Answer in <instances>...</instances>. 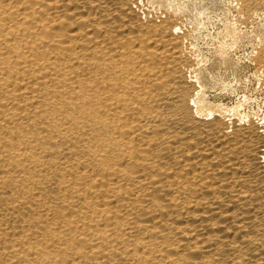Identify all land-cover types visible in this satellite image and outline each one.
<instances>
[{
	"label": "bare ground",
	"instance_id": "6f19581e",
	"mask_svg": "<svg viewBox=\"0 0 264 264\" xmlns=\"http://www.w3.org/2000/svg\"><path fill=\"white\" fill-rule=\"evenodd\" d=\"M203 7L0 0V264H264V116L204 98Z\"/></svg>",
	"mask_w": 264,
	"mask_h": 264
},
{
	"label": "rangeland",
	"instance_id": "374dc122",
	"mask_svg": "<svg viewBox=\"0 0 264 264\" xmlns=\"http://www.w3.org/2000/svg\"><path fill=\"white\" fill-rule=\"evenodd\" d=\"M182 1L188 2L190 5L196 4L201 7L202 5H206V7H203L205 13L203 21L205 25L201 29L202 35L199 40V44L204 53V66L210 72L209 80L204 87V98L206 101L210 103L211 106L216 107V109L234 108L236 110L240 107L238 108L239 111L237 109L240 115L246 113L248 115L249 112L250 114L248 116L251 118L254 116V118L257 119L263 117L264 80L260 79V77L253 72L255 71V67L251 58L255 51H257L258 45L264 42V20H262L264 17L259 19L260 22L256 20L251 24H238L235 29H233L234 21L237 18V10L235 9L234 11L236 5L233 0ZM230 1H233L234 4ZM232 16H234V18H232ZM232 39L235 40V42ZM252 74H254V76ZM256 75L257 77H255ZM256 78H258V80Z\"/></svg>",
	"mask_w": 264,
	"mask_h": 264
}]
</instances>
